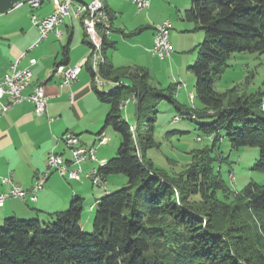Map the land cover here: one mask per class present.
Returning a JSON list of instances; mask_svg holds the SVG:
<instances>
[{"label": "trees", "instance_id": "obj_1", "mask_svg": "<svg viewBox=\"0 0 264 264\" xmlns=\"http://www.w3.org/2000/svg\"><path fill=\"white\" fill-rule=\"evenodd\" d=\"M184 19L204 31L199 55L189 69L197 77L198 108L213 112L192 114L184 108L176 92L179 82L166 91L151 84L146 67L114 66L106 55L112 44L104 36L106 63L101 77L127 85L109 90L93 87L97 97L109 104L98 134L111 128L120 135L116 155L97 168L105 179L124 174L127 184L106 190L95 202L92 231L83 226L84 204L78 196L66 210L47 218L7 216L0 226V264H264V183H248L229 201L228 185L214 153V145L224 136L234 149L258 145L255 168L264 171V90L226 100L227 92L214 86L232 53L264 52V0H190ZM63 55L57 65L67 63L69 44ZM86 64L91 68L89 61ZM90 72L93 78L92 68ZM131 95L137 100L135 126L120 114L126 107L121 104ZM162 100L183 117H212L198 123L212 144L196 154L198 159L187 169L182 186L159 172L146 156L155 143L150 133ZM143 113L149 114L145 136L140 134ZM195 195L209 201L206 215L192 203ZM221 213L225 225L215 223Z\"/></svg>", "mask_w": 264, "mask_h": 264}, {"label": "crops", "instance_id": "obj_2", "mask_svg": "<svg viewBox=\"0 0 264 264\" xmlns=\"http://www.w3.org/2000/svg\"><path fill=\"white\" fill-rule=\"evenodd\" d=\"M81 1L89 2L90 0ZM154 1L160 9L153 6ZM171 1L174 2L175 0ZM104 3L110 13L112 24V34L109 38V43L112 45L109 44L106 55L107 59L116 67L141 66L139 61H123L120 57L115 56L120 43H126L134 47H152L155 24L165 19L172 20L173 14L179 16L176 14V10L181 11L190 7V0H182L180 3H170L169 0L166 6L163 4L164 0H152L150 8L143 11L138 10L135 23L128 25L124 23L123 16L128 14L132 4L135 5L133 0H104ZM36 8L39 16H46L52 12L53 2L52 0H45ZM76 19L83 28H81L82 35H80V38H75L77 21H75V18L69 17L67 20L64 19L60 25L61 37L51 33L33 48L32 45L39 38V31L33 23L29 35L23 29L22 32H10L7 29L0 31L2 33L0 36L2 43V47H0V71H7L9 64L15 61L23 52L25 56L21 60V66L27 65L30 57H35L37 63L32 66V85L44 81L45 91L48 95L47 111L43 114L36 113L35 106L31 101H23L16 104L7 113L0 115V193L7 192L11 188V183L2 181V178L7 176L12 178L14 184L25 189L32 188L38 177L48 170L47 158L51 151L59 152L69 158L70 152L60 139L66 132L79 135L82 144L85 146L95 145L97 147L99 145L97 148V153L99 150L98 159L83 163L84 171L98 167L100 162L111 158H108L107 154H103L108 150L101 147L107 145V142L105 144L98 142V132L101 128L98 130L94 125L99 116L101 118V116L107 115L109 107L100 104L104 101L100 100L95 93L93 87L96 84L93 82L89 64L82 67L78 80L70 85H61V74L52 73L54 66L62 62L64 58L63 50L66 44H69V58L65 64L76 65L82 63L90 55V45L84 41L85 38L87 39L84 25L80 19ZM184 21L183 17L181 20L178 19L180 24L171 21L172 29L176 25L182 30L181 34H183L185 29L196 26L193 21L186 20L190 24L183 23ZM177 32H171L170 35L172 53L176 40L174 35ZM178 33L180 35V32ZM56 41L60 44H57ZM110 50H112V54L109 57L108 52ZM172 53L169 58L172 57ZM180 81L183 82L181 76L175 83ZM183 83H185V86L179 87L177 90L178 99L180 97L179 91H184L187 87V83L185 81ZM30 90L31 87L26 92L28 93ZM92 96L94 98L92 103L101 108L99 114L88 104V99ZM82 130L94 135L91 140H88L91 142L90 144L87 143L88 137L85 138L81 135ZM98 160L99 164L97 165ZM109 176H106L104 186H97L100 193L95 194L96 191L93 192L95 202L105 194L106 190L112 191L107 187L110 181ZM85 180L90 179L82 176L80 180H69L56 170H51L44 186L37 193L36 201H31L29 198L23 199L20 196H10L3 205H0V223H3L4 219L10 215L24 218L33 216L45 218L41 217L40 213L48 216L52 212L66 208L75 196L81 198L85 196ZM94 187L96 186L94 185ZM91 205L90 212L86 217V224L83 221L85 229H87V224L91 225L90 220L93 218L91 212H93L95 206L91 209Z\"/></svg>", "mask_w": 264, "mask_h": 264}, {"label": "rangeland", "instance_id": "obj_3", "mask_svg": "<svg viewBox=\"0 0 264 264\" xmlns=\"http://www.w3.org/2000/svg\"><path fill=\"white\" fill-rule=\"evenodd\" d=\"M168 1L169 0H164L163 4L166 6ZM175 1L173 2L170 0V3H180L182 0ZM153 6H155L157 9H160L155 1L153 2ZM185 10H176V14L179 16L173 14L171 21L177 24L178 19L181 20L182 17L184 18ZM137 12V7L132 4L128 14L123 16L124 23L133 25L135 23V16ZM33 13L38 15V9L32 7L30 2L27 1L22 7L18 9L13 8L6 13L0 14V31L2 29H7L10 32H22L23 29L28 35L31 34V29L33 28L31 15ZM68 18L69 17L67 16L65 19L67 20ZM75 21H77L75 38L78 39L80 38V35H82L83 28L82 25L78 23L79 21L76 18ZM183 23L190 24V22L186 21V19ZM173 28L174 29H172L171 32L178 31L180 32V35L178 32L176 35H174L176 40L171 57L172 59L169 57L160 58L159 56L152 54L150 51L151 47H134L126 43L119 44L118 51L115 53V56L120 57L123 61H139L141 66L149 69L151 84L166 91L181 76L183 82L185 81L187 83L186 89H184V91H179V101L185 104L184 108H189L191 111H193L192 114H197L198 112L205 114L206 112L212 113L213 111L211 110L204 112L198 108L200 102L197 97L194 99V101H190L188 97L190 93L195 95L197 94V77L189 69V66L193 65L197 60L200 49L199 46L204 39V31L195 29V26H190L188 29L183 31V34H181L182 30L179 27L174 25ZM1 35L2 33L0 32V36ZM56 42L57 44H60L58 41ZM0 47H2L1 41ZM108 53L110 57L112 50H110ZM227 63L228 65L224 68V71L220 74V76L216 78L214 84L218 91L227 92L226 100L231 97L234 98L241 95H250L256 93L258 90H264V52H234L231 54L230 58H228ZM174 76H176L177 79L174 78ZM183 84L185 86V83ZM98 86L100 89L106 90H109L112 87V85ZM178 88L179 85L177 84V90ZM129 97L134 98L131 100V102L127 103L125 107L127 109L121 110L120 114L123 118L127 119L133 124V126H135L138 118L137 104L135 103L137 100L133 95ZM125 99H127V97ZM93 101L94 98L92 96L88 99V104L91 105V108L99 114L101 108L94 105L92 103ZM100 104H104V106L107 108L109 107L108 103L100 102ZM158 110L159 111L157 113L154 131L150 133L155 143L153 147H150L146 150V156L159 172L169 176L170 179L176 182L175 184L182 186V181L184 178L183 176L185 175L187 169L192 166L193 161H197L198 159V157L194 158L196 154L200 149L212 144V139L198 129V123L210 121L212 120V117L196 119L183 117V114L181 112L179 113V111H177L167 100H162L158 106ZM105 116L106 114L101 116V118L99 116L95 120L96 122L94 125L96 126V129L99 130L103 126ZM148 117L149 114L144 113L141 117V136H145L147 132L145 120ZM105 132L108 137V141L107 145L105 144L101 148H106L108 151L104 152L103 154H107L108 158L114 157L116 155L117 147L120 143V135L111 128H108ZM81 135L85 138L88 137V144L91 143L88 140H91L94 136L90 133H86L85 130L81 131ZM136 137L138 138L139 142L138 134ZM214 146V153H218L216 156L219 157L220 161H218L216 166H219L220 170H222L223 179L228 185L227 194L232 197H228L229 201H233L235 196L238 195L248 183H264V171L255 168V164L260 155V148L258 145H245L238 149H234L229 139L224 136V138H221L219 143H217V145L215 144ZM98 147L99 145L97 148ZM97 155L99 157V150ZM96 164H99V160L96 162ZM109 180L110 181L107 184L108 189L116 190L126 185L128 178L124 174L115 173L110 174ZM84 182L85 196H82V198H84L83 221L86 224V217L90 212V205L93 204L91 205V209L94 206L95 208L93 209V212H91L93 213V218L90 220L91 225L87 224V229H85L86 231H92L93 219L97 208L94 200L95 195L93 192L96 191V194L100 193V191H98L97 186L94 187L93 180H85ZM73 183L75 184V182ZM191 201L194 206L198 208V211L200 210L203 215H206L205 213H207L209 210V201H207V199L204 201L200 196L195 195L192 197ZM69 205L62 210H66ZM222 214L223 213L220 214L221 216L219 215L220 218L216 220L215 223L220 222L221 225H225L227 223L226 217ZM40 216L47 218V216L42 213H40ZM1 225H3V223H0V226Z\"/></svg>", "mask_w": 264, "mask_h": 264}, {"label": "built area", "instance_id": "obj_4", "mask_svg": "<svg viewBox=\"0 0 264 264\" xmlns=\"http://www.w3.org/2000/svg\"><path fill=\"white\" fill-rule=\"evenodd\" d=\"M30 2L31 6L39 7L45 0H20L14 8H19L25 2ZM53 10L46 16H39L36 13L31 15V21L39 31L38 40L32 45L36 47L40 41L45 39L49 34L55 33L61 37L60 25L65 17H73L78 19H87L86 36L94 37L93 22H102L99 16V0H90V8H78L77 0H52ZM152 0H135V5L138 10H147L151 6ZM172 22L170 19H165L155 24L154 43L150 51L160 58L171 56L172 44L170 41ZM108 39L112 34V30H106ZM25 56L23 52L17 59L9 64V68L5 72L0 71V115L10 111L16 104L23 101H31L35 106V111L38 114H43L47 111L48 95L45 91L44 81L36 82L32 85V66L37 63L35 57L28 59V64L21 66V60ZM99 53L97 50V40L95 38L94 50H90V55L82 63L76 65L58 64L55 65L52 73H59L62 76L61 85H70L78 80L79 73L86 61H95L98 65ZM100 75H101V69ZM102 76V75H101ZM103 78L104 84L113 79ZM179 87L184 84L181 81ZM31 87L27 93L26 90ZM134 97L130 98V102ZM126 110L127 108H123ZM61 141L64 142L70 152L69 158L56 151H51L47 158L48 170L38 177L34 186L30 189H25L20 185L14 184L12 178L3 177L4 183H11L9 191L0 193V205H3L5 200L10 196H20L23 199L29 198L31 201L37 200L38 191L44 186L49 172L56 170L60 175L66 176L69 180H80L84 174H91V180H94L95 186H103L105 177L101 173H96V167L88 171L83 170V163L87 161L97 160V147L95 145L85 146L82 144L79 135L66 132L61 136ZM108 141L106 133L99 135V142L105 144ZM76 147H83V154H76Z\"/></svg>", "mask_w": 264, "mask_h": 264}, {"label": "bare ground", "instance_id": "obj_5", "mask_svg": "<svg viewBox=\"0 0 264 264\" xmlns=\"http://www.w3.org/2000/svg\"><path fill=\"white\" fill-rule=\"evenodd\" d=\"M135 2V0H133ZM77 7L78 8H90V1L89 2H83L81 0H77ZM99 16L101 20H103V25L105 29L102 27V22H93V33L94 37L97 40V50L99 53L98 57V65L96 64L95 61H89L91 64L92 71L94 72V83L96 85H112L114 87L115 85L119 84H126L124 82H114V81H108L107 83L104 84L103 78L100 75V70L101 67L106 63V56L104 54L103 46H104V36H108V33L106 30H111V17L108 13V10L106 8V4L104 3V0H99ZM84 25V28L87 29V19H80ZM95 38L92 36H87L88 43L90 45V50H94L95 47ZM87 61L85 62V64ZM127 85V84H126ZM111 87V88H112ZM189 99L190 101L194 100V94L190 93L189 94ZM130 102V97L126 99L125 103H122L121 106L125 107L127 103ZM76 154H83V147H76ZM105 161H102L101 164H104ZM96 173H98V168L96 167ZM84 177H87L91 179V174H84ZM94 181V180H93Z\"/></svg>", "mask_w": 264, "mask_h": 264}, {"label": "water", "instance_id": "obj_6", "mask_svg": "<svg viewBox=\"0 0 264 264\" xmlns=\"http://www.w3.org/2000/svg\"><path fill=\"white\" fill-rule=\"evenodd\" d=\"M20 0H0V14L12 10Z\"/></svg>", "mask_w": 264, "mask_h": 264}]
</instances>
